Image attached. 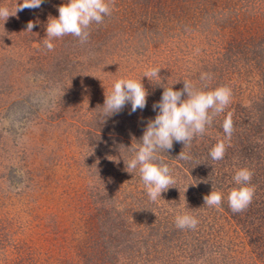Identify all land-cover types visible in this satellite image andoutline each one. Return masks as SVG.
<instances>
[{"label":"rangeland","instance_id":"obj_1","mask_svg":"<svg viewBox=\"0 0 264 264\" xmlns=\"http://www.w3.org/2000/svg\"><path fill=\"white\" fill-rule=\"evenodd\" d=\"M65 2L0 20V264H264V117L255 118L264 101V0H115L86 43L65 36L49 51L47 22ZM151 68H161L154 83L174 90L185 79L199 86L201 73L211 74V88L232 90L216 142L205 139L201 153L185 148L190 161L177 158L183 146L160 153L175 185L156 202L122 158L149 118L130 114V103L105 121L99 115L116 80ZM142 82L147 100L159 101L163 87ZM228 112L234 131L213 161ZM242 167L254 194L233 212L227 196ZM212 188L223 193L218 208L204 205ZM178 209L198 220L194 230L176 227Z\"/></svg>","mask_w":264,"mask_h":264},{"label":"clouds","instance_id":"obj_2","mask_svg":"<svg viewBox=\"0 0 264 264\" xmlns=\"http://www.w3.org/2000/svg\"><path fill=\"white\" fill-rule=\"evenodd\" d=\"M44 0H23L14 10L0 6V20L6 22L10 16L19 11L41 7ZM115 0H66L58 7L59 16L49 17L46 26L44 46L49 50L54 49L53 40L65 36L78 38L81 44L87 42L90 28L95 24L104 22L106 16L113 12ZM35 24L29 21L27 31H32ZM161 68L146 70L142 78H121L114 82L111 92L105 93L102 112L99 114L103 121L108 117L119 114L127 104H131L130 114L147 106L148 90L145 88L143 77H148L154 85L163 87L161 99L153 104L157 110L154 118L149 119L143 131L140 143L134 141L129 147L132 151L130 158H123L125 170L134 175L138 170L144 189L152 202H156L162 193L175 185L172 169L164 162L160 153L169 152L174 141L184 145L177 156L182 161H190L191 156L184 149L193 139L206 133L214 119L224 113L231 103L232 90L227 85L210 87L212 76L210 73H201L199 86L190 80H183V88L174 90L173 85L164 87L158 81ZM94 76V75H93ZM178 80L177 82H179ZM176 82V83H177ZM175 83V84H176ZM106 118V119H104ZM225 139L211 148L210 157L213 161L222 160L226 152V140H230L234 131L232 113L228 112L222 123ZM119 163V160H116ZM252 172L242 167L238 169L233 180L238 187H234L227 196L229 207L233 212L243 211L251 203L254 189L251 186ZM188 188V187H187ZM204 205L220 207L223 193L212 188L210 194L203 197ZM178 229H195L198 220L191 214L178 209L175 216Z\"/></svg>","mask_w":264,"mask_h":264},{"label":"trees","instance_id":"obj_3","mask_svg":"<svg viewBox=\"0 0 264 264\" xmlns=\"http://www.w3.org/2000/svg\"><path fill=\"white\" fill-rule=\"evenodd\" d=\"M146 1L149 2L150 0H146ZM156 102H158V101L147 100V106L142 110V116L144 118L152 119L156 116L157 110L153 109V104ZM257 109L258 110H256L257 112L255 115V118H256V121L259 124H261L262 122H260V120H262V118L264 117V101H261L258 103ZM216 118H218V116ZM216 118L214 119L212 125L207 128V131L205 134L193 139L191 144L188 147H186V151L188 148V150H193V151H195V153L196 152L201 153V150H203L206 147V144L204 141L205 139H206V143H209V144H211L212 142H216V138L214 137V136H216V133H217ZM141 126H146V124H143ZM132 128H133V126H132ZM182 146L184 147V145L182 143H177L174 141L173 148L169 152H166V153L169 154L171 157H173L174 155L178 154V151H179V149H181Z\"/></svg>","mask_w":264,"mask_h":264}]
</instances>
